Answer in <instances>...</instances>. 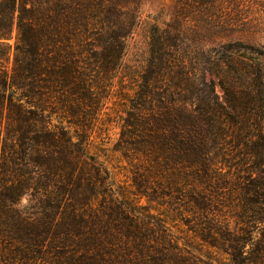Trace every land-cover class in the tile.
Here are the masks:
<instances>
[{"label":"trees","instance_id":"trees-1","mask_svg":"<svg viewBox=\"0 0 264 264\" xmlns=\"http://www.w3.org/2000/svg\"><path fill=\"white\" fill-rule=\"evenodd\" d=\"M135 4L0 0V264H196L163 243L156 250L140 212L100 206L76 216V204L87 206V194L103 187L87 145L136 26ZM176 41L152 29L148 60L127 100V125L140 128L150 157L197 165L203 130L218 131L221 117L242 130L244 114L259 118L248 147L258 173L249 199L256 206L238 214L245 223L240 234L218 230L212 243L227 249L232 264H264V69L225 57L214 64L215 74L243 77V93L227 95L222 86L220 106L209 81L207 100L186 108L177 98L200 80L186 64H175Z\"/></svg>","mask_w":264,"mask_h":264},{"label":"rangeland","instance_id":"rangeland-1","mask_svg":"<svg viewBox=\"0 0 264 264\" xmlns=\"http://www.w3.org/2000/svg\"><path fill=\"white\" fill-rule=\"evenodd\" d=\"M134 2L131 9L136 12L137 23L126 38L113 88L87 145L88 162L100 170L103 187L87 194V206L76 204V216L82 209L90 212L100 206H121L134 215L140 212L144 229L152 232L149 238L156 250H162L163 243L187 263L232 264L227 249L212 242L220 239L218 230L240 234L245 223L238 214L249 215L251 206H256L249 199L258 173L252 171L248 147L257 136L252 128L259 125V118L244 114L242 130L235 124L227 126L221 117L218 131H202L198 164L188 165L181 158L169 161L145 153L140 128L127 125V100L137 90L148 60L153 28L177 36L173 47L175 64H186L200 80L195 88L177 98L178 105L190 108L191 104L194 109L195 103L205 102L209 81L213 82L220 106L225 105L226 96L222 86L227 95L237 91L242 94L243 77L229 75L224 80L215 74L218 69L214 64L232 55L264 69V0ZM177 132L184 135L183 131ZM26 203L27 198H22L21 205ZM147 221L154 225L148 227Z\"/></svg>","mask_w":264,"mask_h":264}]
</instances>
